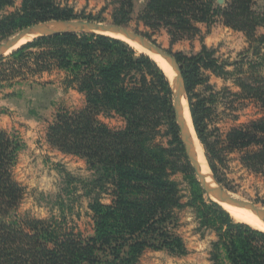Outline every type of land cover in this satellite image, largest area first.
<instances>
[{
	"label": "trees",
	"instance_id": "16d2710c",
	"mask_svg": "<svg viewBox=\"0 0 264 264\" xmlns=\"http://www.w3.org/2000/svg\"><path fill=\"white\" fill-rule=\"evenodd\" d=\"M71 1L79 0H22L19 7L16 0H0V44L36 23L78 19ZM217 1L145 0L140 21L155 32L167 30L172 44L200 36V25L218 22L244 35L248 48L233 63L218 59L206 45L196 55L175 57L194 130L215 178L221 183L217 164L225 153L239 154L248 171L264 178V12L257 10V0H226L224 6ZM112 6L114 24L132 21L134 0H116ZM10 8L15 10L7 12ZM204 71L233 80L239 92L230 95L255 104L261 117L212 141L205 120L218 94L207 85ZM45 75H58L66 92L84 98L82 108L59 111L47 140L62 154L85 160L94 172L97 194L89 205L94 234L84 238L64 221L12 218L25 192L13 177L22 145L0 130V264H139L149 250L184 257L189 252L176 228L177 214L186 208L195 210L202 236L216 234L214 264H264V232L235 223L219 204H208L178 149L159 141L174 116V90L155 61L138 56L123 40L78 32L41 36L0 58V92ZM199 86L206 87L202 94L195 93ZM115 117L123 128L112 129L100 119ZM179 173L190 179L186 204L173 179ZM104 194L110 204L102 203Z\"/></svg>",
	"mask_w": 264,
	"mask_h": 264
},
{
	"label": "rangeland",
	"instance_id": "374dc122",
	"mask_svg": "<svg viewBox=\"0 0 264 264\" xmlns=\"http://www.w3.org/2000/svg\"><path fill=\"white\" fill-rule=\"evenodd\" d=\"M114 1L116 0H79L71 1L69 4L75 9V14L78 17L76 20L114 24L112 16ZM21 2L22 0H16V7H19ZM134 3L132 21L126 27L157 43L174 55L182 53L193 56L200 53L203 45H206L209 49L217 51L218 59L233 63L248 48L245 37L243 38L237 32L226 31L224 28H215L216 30L208 39H206V35L205 37L201 34L191 39L184 38L172 44L167 30L155 32L140 21L145 0H134ZM217 3L224 6L225 0H218ZM104 8L107 9L103 12ZM256 8L258 11L264 12V0H257ZM14 10V8H10L7 12ZM202 29V33L205 34L209 31L206 26ZM262 33L264 30H260V34ZM135 51L138 56L146 55ZM228 70L232 71L233 69L229 68ZM171 72L173 73L172 70ZM204 76L209 80L207 85L213 87L214 93L218 94L217 104L212 107L210 116L205 120L207 133L211 136L212 141L224 139V136L233 128L249 124L261 117L255 104L238 102L230 95V92H239L233 80H223L210 71H204ZM172 81L173 78L170 82L175 89ZM205 88V86H199L195 89V93L202 94ZM18 92H20L19 96L7 98L8 94ZM184 104L190 115L187 98ZM83 106L84 98L75 91L66 92L58 75L53 77L45 75L43 78L32 80L13 90L0 92V130L19 140L22 145L13 169V177L25 192L23 201L18 210L12 213V218L30 217L35 220L64 221V225L68 229H74L76 234L81 233L84 238L93 236L94 227L89 205L91 199L97 194L92 185L95 174L85 160L62 154L51 147L47 140L48 129L61 109L73 111ZM173 112V119H170L161 129L159 141L166 148L172 146L178 149L177 154L183 158L181 161L188 165L191 177L198 183L182 144L174 104ZM100 119L112 129L118 130L124 127V122L118 117ZM192 127L194 129L193 123ZM177 139L178 142H176ZM198 143L208 164L205 149L199 140ZM217 167L221 183L215 178L210 167L209 169L216 185L226 195L264 209V178L248 171L241 164L239 154L225 153L223 162L217 164ZM173 179L180 185L184 197L183 203H188L191 197L190 179L182 173L177 174ZM204 197L208 204L209 200L213 201L206 194ZM102 203L110 204V197L106 194L102 195ZM177 216L176 232L183 238L189 254L177 257L167 251L149 250L142 256L139 264H214L212 244L217 241L216 234L206 231L202 236L198 232L199 222L195 210L192 208L180 211ZM234 222L238 223L235 220Z\"/></svg>",
	"mask_w": 264,
	"mask_h": 264
},
{
	"label": "water",
	"instance_id": "95a60500",
	"mask_svg": "<svg viewBox=\"0 0 264 264\" xmlns=\"http://www.w3.org/2000/svg\"><path fill=\"white\" fill-rule=\"evenodd\" d=\"M48 31H56V32L51 34H44ZM61 32H78V33L103 34L108 36L111 35L122 36L127 40L138 44L140 47H142L145 51L149 52L150 54L163 59L175 74V81H176L175 89L172 86L175 96L174 99L175 116L178 122L182 144L185 148L188 161L190 162V165L194 173L196 174L198 183L200 184L203 192L210 199H212L215 203L219 205L223 203V204L243 207L253 212L259 213L264 217V209L258 208L246 202L236 200L228 195L224 197H219L218 195L214 194L209 190V184L203 177L194 146L185 129V123L181 110V105L183 103V100L187 98V90L185 87L182 67L173 53L162 48L157 43L147 39L146 37H144L143 35L137 32L132 31L126 26H119L116 24H103V23L80 21V20H50L29 26L21 30L20 32L16 33L13 37L9 38L5 42L1 43L0 58L12 53V51L16 50L17 48H19V46L23 45V44L21 45V42L32 36L37 35L35 38H38L41 36L52 35Z\"/></svg>",
	"mask_w": 264,
	"mask_h": 264
},
{
	"label": "bare ground",
	"instance_id": "6f19581e",
	"mask_svg": "<svg viewBox=\"0 0 264 264\" xmlns=\"http://www.w3.org/2000/svg\"><path fill=\"white\" fill-rule=\"evenodd\" d=\"M56 31H48L44 34H48V33H54ZM37 36V35H36ZM36 36H32L26 40H24L23 42H21V45L25 42L31 41L32 39H34ZM111 37H114L116 39H120L123 40L125 42H127L131 47H133L135 50L149 55L155 62H157V64L160 66V68L165 72V74L170 78V80L173 78L172 83L174 85H176L175 83V74L171 72V68L167 65V63L157 57L154 56L152 54H150L149 52L145 51L142 47H140L138 44L127 40L126 38L122 37V36H117V35H111ZM183 103L181 105V110H182V114H183V118H184V123H185V129L187 131V134L194 146L199 164H200V168H201V172L203 174V177L205 178V180L207 181V183L209 184V190L211 192H213L214 194L218 195L219 197H224L227 196L225 194V192H223L221 190L220 187H218L213 179L212 173L209 169V166L204 158L202 149L198 143L195 131L192 127V123H191V119H190V115L188 114V110L186 108V105ZM223 209L225 211H227L230 216L238 223H242L245 225H248L250 227H252L255 230L264 232V217L262 215H260L259 213L253 212L251 210H248L246 208L243 207H239V206H234V205H228V204H220Z\"/></svg>",
	"mask_w": 264,
	"mask_h": 264
},
{
	"label": "crops",
	"instance_id": "0c3cea01",
	"mask_svg": "<svg viewBox=\"0 0 264 264\" xmlns=\"http://www.w3.org/2000/svg\"><path fill=\"white\" fill-rule=\"evenodd\" d=\"M225 3H226V0H225ZM225 3H224V5H225ZM207 27V25H200L199 26V28H200V30L201 31H203V27ZM208 28V27H207ZM215 28H224L226 31H229V32H234V31H232V30H230V29H227L226 27H224L220 22H218V23H216L215 25H213V26H211L210 28H208V32L205 34V33H202V35H206L205 37H206V39H208V38H210L211 36H212V32H214L216 29ZM235 33V32H234ZM239 35H241L243 38H244V35L242 34V33H238Z\"/></svg>",
	"mask_w": 264,
	"mask_h": 264
}]
</instances>
